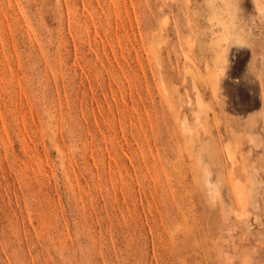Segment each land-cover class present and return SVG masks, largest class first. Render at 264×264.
Segmentation results:
<instances>
[{
	"label": "rangeland",
	"instance_id": "obj_1",
	"mask_svg": "<svg viewBox=\"0 0 264 264\" xmlns=\"http://www.w3.org/2000/svg\"><path fill=\"white\" fill-rule=\"evenodd\" d=\"M258 3L0 0V264H264Z\"/></svg>",
	"mask_w": 264,
	"mask_h": 264
},
{
	"label": "bare ground",
	"instance_id": "obj_2",
	"mask_svg": "<svg viewBox=\"0 0 264 264\" xmlns=\"http://www.w3.org/2000/svg\"><path fill=\"white\" fill-rule=\"evenodd\" d=\"M257 6L259 7V11L263 13V12H264V8H261L259 3H258ZM213 44H214V42H213ZM213 47H214V46H213ZM215 47H216V46H215ZM218 58H219V57H218ZM213 63H214V62H213ZM206 68H207V66H206ZM213 68H214V67H213ZM216 69H218V68H216ZM211 70H212V69H211ZM214 70H215V69H214ZM219 70L222 72L221 69H219ZM219 70H218V72H219ZM221 72H219V73H221ZM207 73H208V72H207ZM209 73H210V72H209ZM215 73L217 74V71H216ZM219 76H220V75H219ZM219 76H218V77H219ZM207 77H208V76H207ZM210 79H211V77H210ZM210 79H209V80H210ZM217 79H218V78H217V75H216V77H215V75L213 74V77H212L213 87H214V85H217V83H216ZM213 89H214V88H213Z\"/></svg>",
	"mask_w": 264,
	"mask_h": 264
}]
</instances>
